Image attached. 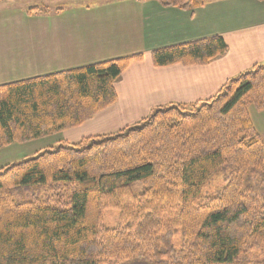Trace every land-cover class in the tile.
<instances>
[{
	"label": "trees",
	"instance_id": "trees-1",
	"mask_svg": "<svg viewBox=\"0 0 264 264\" xmlns=\"http://www.w3.org/2000/svg\"><path fill=\"white\" fill-rule=\"evenodd\" d=\"M47 12L34 6L26 14ZM227 51L214 36L155 50L151 62L205 66ZM141 59L0 86V150L47 137L59 144L0 167V264H264V141L248 112L264 111V60L206 100L157 107L115 134L61 143L63 132L116 103L114 83ZM17 190L31 200L15 201ZM106 210L119 212L113 229Z\"/></svg>",
	"mask_w": 264,
	"mask_h": 264
},
{
	"label": "crops",
	"instance_id": "crops-1",
	"mask_svg": "<svg viewBox=\"0 0 264 264\" xmlns=\"http://www.w3.org/2000/svg\"><path fill=\"white\" fill-rule=\"evenodd\" d=\"M239 1H247L252 5L257 2ZM200 2L198 8L182 10L161 6L154 0H68L67 7L53 10V14L59 17L66 11H74L69 20L78 21L79 17L91 20L94 14H100L99 9L107 8V13L112 14L119 5L128 3L136 7L132 14L128 13V26L132 28V34L125 36L124 31L121 32L122 45L118 47L117 53H109V43L116 49L118 42L109 41L105 31L84 36L82 28L78 31L71 27L72 23L68 27L58 25L42 29V60L44 63H54L57 67L56 70L44 68V73L34 77L122 58L127 54L142 56L141 61L132 63L114 83L116 103L81 126L63 132L60 141L72 144L88 137L115 134L144 120L157 107L206 100L219 91L227 80L264 60V12L259 8L256 14L250 13L251 9L248 13L239 9L224 10L218 0ZM38 3L45 2L38 0ZM248 3L246 5L250 6ZM106 22L100 25H107V19ZM78 35L80 38L74 40L73 37ZM214 36L224 39L228 51L208 65H174L165 68L152 65L151 52L155 50ZM74 49L90 52H82L79 59L75 60L77 52ZM125 52L128 53L119 55ZM6 82L0 83V86L8 84Z\"/></svg>",
	"mask_w": 264,
	"mask_h": 264
},
{
	"label": "rangeland",
	"instance_id": "rangeland-1",
	"mask_svg": "<svg viewBox=\"0 0 264 264\" xmlns=\"http://www.w3.org/2000/svg\"><path fill=\"white\" fill-rule=\"evenodd\" d=\"M36 1L38 2V0ZM36 1L0 0V83H7L6 81H8V83L23 81L24 79L41 75L44 73V68H53L56 70L57 66H54V63H44L42 60L44 57L42 48L44 47L42 44L43 39L41 37L42 33H40L43 31L42 29L55 28L58 25L61 27H68V25H70L69 23H72L73 26L71 27L75 28L76 30L79 31L82 28L84 36L92 35L94 33L101 34L105 31V36L109 41L118 42L117 45H115L116 49L108 42L110 46L109 53L119 52L118 47L122 45V31H124L125 36L132 34V28L128 26V13L132 14L136 10V7L133 5H128V3L119 5L118 9L112 14L107 13V8L99 9L98 12L100 14H94V18L91 17V20L90 18L79 17L80 20L75 21L69 20L70 14L74 13V11H66L60 17L53 14V10L64 9L67 7L68 0H40L45 2L44 9H46L48 12L46 14H38L35 16L27 15L25 13L26 8L32 7L33 5L43 7L44 4H36ZM198 1L209 2L211 0ZM218 1L222 3L221 7L224 10L239 9L241 11L245 10L248 13L251 9L252 12L250 11V13L256 14L259 8L262 12H264V1L256 0L257 2H255V5H252L247 1H244V3L246 2L244 4L239 0ZM247 3L253 7L250 8V6H247ZM100 11H102L103 14ZM106 19L108 20V24L101 26L100 23H107ZM63 20H65L64 23ZM77 38H80L79 35L78 37H73L74 40H77ZM97 39L98 38L94 40ZM71 47H73V45H71ZM78 49H74V51L77 52L75 60L79 59V56H81L82 52L86 54L90 52L77 51ZM127 53L128 52H125L119 55H126ZM127 56L129 55L127 54L125 57ZM87 60L90 59L87 58ZM248 112L255 131L264 141V111H257L251 106L248 109ZM57 141L58 140L54 137H47L45 139L30 141L23 144H11L8 147L0 150V167L30 159L37 153L43 152L45 147L49 145L58 146L59 144ZM61 143L65 142L61 141ZM224 175L225 174L223 173L214 178L208 185H206L204 192L209 196L214 195L216 190L222 186ZM132 190L134 193H138L142 190V187L140 185L133 186ZM19 191L20 190L14 192L13 197L15 201L21 202L31 200L30 192L22 190L19 193ZM118 214L119 212L116 210H106L104 212V225L107 229H113L117 226L119 220ZM253 253H255L254 255L258 258L262 257L260 251H255ZM254 255L251 254L249 258L254 257ZM134 264L142 263L136 262Z\"/></svg>",
	"mask_w": 264,
	"mask_h": 264
}]
</instances>
